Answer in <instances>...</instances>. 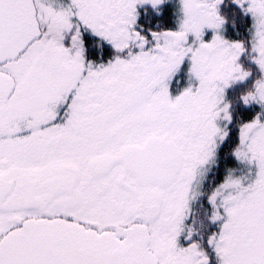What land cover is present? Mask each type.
<instances>
[{"label":"snow or ice","instance_id":"snow-or-ice-1","mask_svg":"<svg viewBox=\"0 0 264 264\" xmlns=\"http://www.w3.org/2000/svg\"><path fill=\"white\" fill-rule=\"evenodd\" d=\"M0 264H264V0H0Z\"/></svg>","mask_w":264,"mask_h":264}]
</instances>
